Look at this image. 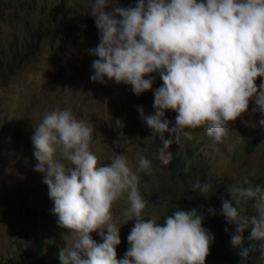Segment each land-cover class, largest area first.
<instances>
[{"label": "clouds", "instance_id": "1", "mask_svg": "<svg viewBox=\"0 0 264 264\" xmlns=\"http://www.w3.org/2000/svg\"><path fill=\"white\" fill-rule=\"evenodd\" d=\"M119 1L128 8L109 0L91 5L88 19L91 15L94 23L88 22L86 37L98 35L99 43L89 50L98 57L90 79L104 82L107 77L131 85L140 95L152 90L154 77L149 74L158 73L162 85L153 90L154 114L145 116L142 108L138 112L161 142V164L171 162L169 148L181 136L192 138L190 130L203 127L222 142L248 115L250 102L264 113V0ZM110 5L112 10L106 11ZM93 26L98 34H91ZM166 110L176 113L173 127L164 118ZM256 116L255 130L264 134V114ZM34 127V171L43 174L58 225L74 238L71 247L60 249V264H205L214 237L202 226L203 214L177 207L162 224L142 216L146 202L140 174H152V163L143 154L135 171L118 153L110 163L98 165L90 151L93 125L67 109L45 113ZM210 188L197 181L193 191L208 193ZM228 191L231 199L222 202L221 214L235 225L232 247L247 258L255 245L243 247L246 229L249 242H264V187L245 177ZM125 192L130 207L123 214L135 223L127 236L129 247L117 260L121 241L119 227L112 223V206ZM249 200L256 215L242 214L240 205ZM208 213L215 210L209 208ZM98 230L103 240L99 244L90 235Z\"/></svg>", "mask_w": 264, "mask_h": 264}, {"label": "rangeland", "instance_id": "2", "mask_svg": "<svg viewBox=\"0 0 264 264\" xmlns=\"http://www.w3.org/2000/svg\"><path fill=\"white\" fill-rule=\"evenodd\" d=\"M93 2L0 0V264H16L25 249L31 250L38 260H45L49 258V246L53 247L54 255L74 242L72 234L58 225V216L51 211L54 202L42 182L43 174L34 171L37 161L31 137L42 115L67 109L78 120L92 124L90 151L97 156L98 165H105V79L104 82L90 79L94 74L91 64L98 59L89 51L99 43L96 26L91 28L95 36L86 37L88 22L94 23L91 15L88 19ZM109 3L128 8L120 6L119 0H109ZM111 10L110 5L107 11ZM149 75L154 77L152 90L140 95L133 93L131 85L115 84L107 79V164L116 153L126 156L133 171L138 168L139 155L151 161L152 174H140V192L146 202L142 215L145 219L160 221L177 207L182 208L177 206L164 213L165 203L178 183L170 177L167 165L157 158L161 142L152 136V129L140 119L138 112L142 108L145 116L154 114L153 90L162 81L158 73ZM257 111L261 110L250 102L246 112L249 114L222 142L206 138L200 127L190 130V140L181 136L169 151L178 149L186 164L201 161L214 178L225 179V187L244 175L262 181L264 134L255 130ZM166 116L172 122L169 127H173L176 113L166 110ZM169 135L165 133V139ZM185 149H192L191 154ZM182 198L179 195L177 203ZM253 203L251 200L252 208ZM129 207L125 192L112 206V223L124 224L123 213ZM198 213L206 215V212ZM38 223L46 224L47 230L37 237L30 229ZM133 226H117L121 241L116 246L117 260L123 258L129 247L127 236ZM62 231L66 235L61 236ZM217 231L227 242L235 228L228 232L217 228ZM98 232L90 235L99 244L103 240ZM41 240L44 246L38 248ZM262 243L254 241L259 264H264ZM225 263L223 255L215 262Z\"/></svg>", "mask_w": 264, "mask_h": 264}, {"label": "trees", "instance_id": "3", "mask_svg": "<svg viewBox=\"0 0 264 264\" xmlns=\"http://www.w3.org/2000/svg\"><path fill=\"white\" fill-rule=\"evenodd\" d=\"M257 85H259L258 78L256 80ZM249 114V113H248ZM264 113L257 111L255 112V115H263ZM44 115H42L39 119V122H41V119ZM242 117V116H241ZM239 117V118H241ZM169 120V117H164ZM238 119V118H237ZM236 119V120H237ZM257 120V116H256ZM232 123V122H231ZM230 125V123H229ZM201 131L204 134L206 138L209 140L213 137H210L207 135L205 128L201 127ZM252 143L249 142V148H251ZM34 150V149H33ZM188 154H191L192 149H185ZM172 159L171 162L166 166L170 177L173 179V181L178 183V187L175 192L171 194V196L167 199L165 203V210L164 213H168L170 210L176 208L177 206H181L182 210L188 211L191 209H196L198 211H202L203 213L206 212V215H204V220L202 221V226L209 231V233L214 237L212 243L210 244V252L209 255L206 257L205 264H215L217 261V258L220 255H223L225 258L226 263L225 264H259L255 250L253 248H250V252L248 254L247 258H242L240 256V248H233L231 245V238L228 239L226 242L225 239L219 235L217 228H221L222 231H225V228H227L228 232L229 230H232L235 228V225L228 224L226 222L225 217L221 214V207L222 202L224 200H230L231 195L228 191L229 188H231L233 185H237L239 182H241L245 177H247L254 185H259L261 187H264V184L257 182L249 175H244L241 177H237L233 184L230 187H225V179L218 181L214 176L209 172L207 167L199 160L189 162L188 164L185 163L182 155L178 153V149H172ZM199 181L201 184H210L211 188L208 193H201L199 189H196L193 191L194 185ZM143 180H141L142 185ZM245 186L246 185H241ZM182 195V202L177 203L178 196ZM186 196V198H184ZM147 197V196H146ZM147 201L148 198H147ZM214 209V214H209L208 209ZM240 208L243 209L242 214H246L248 216L256 215V212L251 207V200L247 201V203H242L240 205ZM145 217V215H142ZM128 220V217L125 216V223L124 224H116V226L121 227H127L131 224H134V220ZM158 223H163L162 220H157ZM44 230H47V225L43 223H38L32 226L30 229V232L34 234L35 236H39L41 232ZM60 235H66L65 232H61ZM250 235V229H246L243 233L244 242L243 247H248L250 243L254 244L253 242L248 241V236ZM221 241V244L219 243ZM41 246H44V241H40L38 244V248ZM70 247V246H66ZM50 248V254L49 258L45 260H38L35 257V254L29 250L25 249L23 250L20 255L18 256V261H16V264H36L35 262H39L40 264H60L59 261V253L52 255V246H49ZM223 248V250H222Z\"/></svg>", "mask_w": 264, "mask_h": 264}]
</instances>
